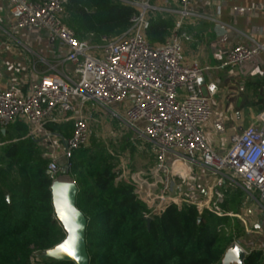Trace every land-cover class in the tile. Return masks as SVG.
I'll use <instances>...</instances> for the list:
<instances>
[{
  "label": "built area",
  "instance_id": "2783aa9c",
  "mask_svg": "<svg viewBox=\"0 0 264 264\" xmlns=\"http://www.w3.org/2000/svg\"><path fill=\"white\" fill-rule=\"evenodd\" d=\"M4 1L12 16L11 30H43L51 42L67 47L65 61L74 68V76L49 72L34 77L26 86L0 89V130L19 119L38 136L47 122H74L73 134L64 140L65 145L58 144L53 153L44 154L51 158L48 173L54 179L61 169L60 157L68 160L76 149L90 143V115L96 108L83 110L92 105L133 131L134 140L142 139L151 147L156 160L154 175L163 178L152 207L144 200L154 213L176 203L178 195L188 199V192L172 174L169 158L174 157L196 170L210 172L212 197L208 207L219 215L224 214L220 205L228 185L243 191V210L252 214L251 206H255L264 215V110L255 123L232 136L225 152L213 147L206 128L214 115L218 84L206 80L207 67L187 57L184 46L190 39L184 26L198 15L192 10L196 0H177L175 10L155 6L149 0H129L138 10L131 26L111 40L104 37L99 45L78 39L65 23L68 0ZM155 12L176 16L171 34L157 44L148 38ZM258 51L264 52V42L255 47L235 44L221 68L242 66ZM192 199L191 204H196Z\"/></svg>",
  "mask_w": 264,
  "mask_h": 264
},
{
  "label": "trees",
  "instance_id": "16d2710c",
  "mask_svg": "<svg viewBox=\"0 0 264 264\" xmlns=\"http://www.w3.org/2000/svg\"><path fill=\"white\" fill-rule=\"evenodd\" d=\"M128 1L68 0L64 21L78 39L99 45L131 26L138 10ZM174 25L173 13L156 12L148 30L151 43L164 42ZM42 130L69 139L74 122H47ZM129 144V156L140 150L134 141ZM45 152L42 140L22 120L0 130V264H76L42 256L67 235L55 212V179L48 173L51 158ZM122 161L121 152L91 137L58 172L78 186L90 264H221L245 232L233 215L243 207V191L227 186L223 215L187 202L170 203L154 213L137 186L120 178ZM245 264H264L263 250H250Z\"/></svg>",
  "mask_w": 264,
  "mask_h": 264
},
{
  "label": "crops",
  "instance_id": "0c3cea01",
  "mask_svg": "<svg viewBox=\"0 0 264 264\" xmlns=\"http://www.w3.org/2000/svg\"><path fill=\"white\" fill-rule=\"evenodd\" d=\"M164 2L163 7L172 10L178 6L177 0ZM192 10L198 15L189 19L184 26L190 35V39L184 43L185 53L207 67L205 76L208 82L218 84L213 104L214 115L206 133L213 147L223 153L231 145L233 135L255 123L259 111L255 113L254 108H264L263 51H258L250 62L242 66L221 68L222 60L235 44L255 47L264 42V0H196ZM11 22L9 5L0 0V89L12 85L26 86L33 77L49 72L59 71L74 76L73 65L65 61L67 47L57 41L51 42L39 28L13 31L10 29ZM248 84H254L260 90L255 103L246 93ZM123 164L124 160L120 178L133 182L140 198L149 201L151 206L163 185L162 176L158 177V186L150 185L143 179L136 181ZM169 165L177 182L182 183L188 192V199L178 195L175 197L176 203H191L189 200L193 197L192 200L197 202L193 205L208 207L212 197L210 172L206 169L196 170L174 157L169 158Z\"/></svg>",
  "mask_w": 264,
  "mask_h": 264
},
{
  "label": "rangeland",
  "instance_id": "374dc122",
  "mask_svg": "<svg viewBox=\"0 0 264 264\" xmlns=\"http://www.w3.org/2000/svg\"><path fill=\"white\" fill-rule=\"evenodd\" d=\"M150 1L151 4L156 6L163 7L165 5V0ZM32 77L33 76H31V78ZM247 86L248 87L246 89V93L249 96V99H251L255 103V98L260 94V90L254 84H248ZM87 106L89 109H84V112L88 110L91 111L92 108H96L95 112L90 115L92 137L98 138L109 145L111 150H117L118 152H121L124 160L123 165L127 168L126 171H129L131 174L130 176L136 179V181H141L143 179L147 183H150V185L158 186V176L154 175L156 160L151 147L141 141L142 139L134 140L135 133L130 129L122 127L121 122L113 118V116L108 112L98 107H93L92 105ZM262 110H264V108H254L255 113H257L258 111L260 113ZM45 133L47 132L42 130V133L38 135V138L42 140L43 147L47 153H53L54 148H56L58 144H60L61 147L65 145L64 140L66 139H62L59 136ZM130 141H134L140 148V150L135 154H132V156H129L130 151L126 150V146L130 145ZM142 146H144V148ZM58 163L60 164V166H65V164H67L64 157H60ZM58 179L70 181V178L68 176H59ZM251 208H253L254 210L252 214L248 213L247 210H243V208H241L238 212V215L240 216L238 218L241 220V223L245 228V232L236 242L247 253L253 249H261L264 252V215L260 213L255 206H251Z\"/></svg>",
  "mask_w": 264,
  "mask_h": 264
},
{
  "label": "water",
  "instance_id": "95a60500",
  "mask_svg": "<svg viewBox=\"0 0 264 264\" xmlns=\"http://www.w3.org/2000/svg\"><path fill=\"white\" fill-rule=\"evenodd\" d=\"M51 189L57 218L62 223L67 235L60 244L46 251L42 256L58 260H71L76 264H90L86 242L87 218L77 206L79 191L77 184L73 181L55 179ZM148 222H151V218H148ZM73 235L78 237L75 243L72 242ZM62 245L68 247L69 251L65 252ZM247 254L237 242H234L226 251L221 264H245Z\"/></svg>",
  "mask_w": 264,
  "mask_h": 264
},
{
  "label": "snow or ice",
  "instance_id": "6c2138e0",
  "mask_svg": "<svg viewBox=\"0 0 264 264\" xmlns=\"http://www.w3.org/2000/svg\"><path fill=\"white\" fill-rule=\"evenodd\" d=\"M73 231H75V230H73ZM77 240H78V237L75 236V235H73V237H72V242L75 243ZM61 247L63 248V250H64L65 252H68V251H69V248H68V247H65V246H63V245H62ZM69 254H71V253H69Z\"/></svg>",
  "mask_w": 264,
  "mask_h": 264
}]
</instances>
